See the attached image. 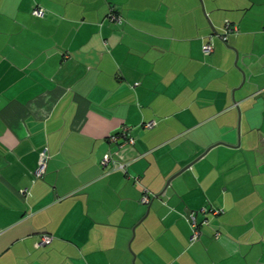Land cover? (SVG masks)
Instances as JSON below:
<instances>
[{
  "label": "crops",
  "instance_id": "1",
  "mask_svg": "<svg viewBox=\"0 0 264 264\" xmlns=\"http://www.w3.org/2000/svg\"><path fill=\"white\" fill-rule=\"evenodd\" d=\"M0 264H264V0H0Z\"/></svg>",
  "mask_w": 264,
  "mask_h": 264
},
{
  "label": "built area",
  "instance_id": "2",
  "mask_svg": "<svg viewBox=\"0 0 264 264\" xmlns=\"http://www.w3.org/2000/svg\"><path fill=\"white\" fill-rule=\"evenodd\" d=\"M32 11L37 16H44L45 14V8L41 5L35 6ZM109 17L111 18V20H114L120 23L123 21V17L119 15L115 9H112L110 11ZM232 32H239V28L236 24L232 23L230 20L227 19L225 22L223 32L218 33V35L221 38L226 40L229 34ZM214 35H217V32L215 34L214 32L209 34L207 40L203 43V50L207 54H210L211 52H213L215 48ZM155 124H156L155 120H149L143 123L145 127H153ZM129 132H130V126L124 125L121 130L111 133L108 136V141L110 144L118 145V146H121L126 143H134L135 137L132 136ZM49 157H50V154H49L48 147L45 146L41 150V153H40V164L35 170V173L37 176L39 177L44 176L46 172V167H47V162H48ZM101 164L104 169L108 168V170H110L111 168L112 169L114 168V169H122L124 171H127L130 161L121 160L117 158L115 156V150L113 149V147H111L102 156ZM21 192L26 195L27 193H29V190L28 188H25V189H22ZM152 197H153V193L149 191L148 189H145L141 197V201L145 203H150L152 200ZM200 210L204 213L213 212L215 214H218L224 211L223 208H218L212 204L209 206H204ZM200 210L193 211L189 218L191 226H192V236L191 237L193 240L200 237L201 224L209 222L208 217H205L201 222L198 220L197 214ZM217 235H219V233H217ZM39 236H40L39 240L37 241V244L39 245L46 244L53 239V235L47 232L42 233Z\"/></svg>",
  "mask_w": 264,
  "mask_h": 264
},
{
  "label": "water",
  "instance_id": "3",
  "mask_svg": "<svg viewBox=\"0 0 264 264\" xmlns=\"http://www.w3.org/2000/svg\"><path fill=\"white\" fill-rule=\"evenodd\" d=\"M190 164H188V166H189ZM171 180V178L169 179V181Z\"/></svg>",
  "mask_w": 264,
  "mask_h": 264
}]
</instances>
